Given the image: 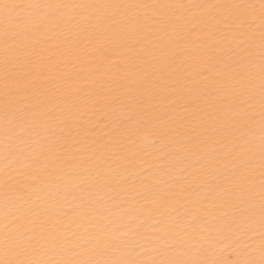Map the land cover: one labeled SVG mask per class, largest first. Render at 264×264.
Here are the masks:
<instances>
[{
	"label": "snow or ice",
	"instance_id": "1",
	"mask_svg": "<svg viewBox=\"0 0 264 264\" xmlns=\"http://www.w3.org/2000/svg\"><path fill=\"white\" fill-rule=\"evenodd\" d=\"M0 264H264V0H0Z\"/></svg>",
	"mask_w": 264,
	"mask_h": 264
}]
</instances>
